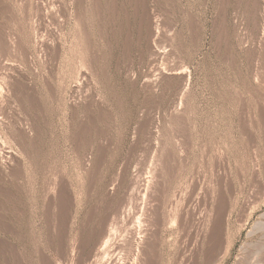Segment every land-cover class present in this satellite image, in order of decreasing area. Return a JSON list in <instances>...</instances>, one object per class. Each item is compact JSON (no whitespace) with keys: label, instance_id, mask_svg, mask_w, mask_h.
<instances>
[{"label":"rangeland","instance_id":"1","mask_svg":"<svg viewBox=\"0 0 264 264\" xmlns=\"http://www.w3.org/2000/svg\"><path fill=\"white\" fill-rule=\"evenodd\" d=\"M0 70V264H264V0H0Z\"/></svg>","mask_w":264,"mask_h":264},{"label":"bare ground","instance_id":"2","mask_svg":"<svg viewBox=\"0 0 264 264\" xmlns=\"http://www.w3.org/2000/svg\"><path fill=\"white\" fill-rule=\"evenodd\" d=\"M23 1V0H22ZM46 12V11H45ZM152 21V20H151ZM154 26H153V22L151 23V33L154 35ZM21 43V42H20ZM24 49V48H23ZM158 53V52H157ZM2 67V66H1ZM177 70V69H176ZM185 70V69H184ZM1 71V70H0ZM181 70H179V73H182L183 72V70H182V72H180ZM178 72V71H177ZM177 74V73H176ZM183 81V80H182ZM186 88V87H185ZM3 91V90H2ZM8 92V91H7ZM187 93V92H186ZM0 95H2V94H0ZM7 119V118H6ZM25 123V122H24ZM6 125V124H5ZM21 126V125H20ZM21 129V128H20ZM19 129V130H20ZM23 129H24V127H23ZM28 129V128H27ZM83 131V130H82ZM20 140V139H19ZM6 143V142H5ZM8 143V142H7ZM5 146V145H4ZM9 147V146H8ZM11 151V150H10ZM11 153V152H10ZM5 157V156H4ZM13 161V160H12ZM160 162V161H159ZM159 164V163H158ZM159 169V168H158ZM156 175V174H155ZM157 178V177H156ZM155 178V180H157ZM154 180V179H153ZM153 180H151V183H153L152 181ZM62 182V181H61ZM155 182V181H154ZM157 182L159 183V181L157 180ZM137 183V182H136ZM144 184V183H143ZM136 185V184H135ZM150 186L152 185V184H149ZM148 185V186H149ZM158 184H156V185H154V183H153V187L154 186H157ZM63 186V185H62ZM149 186V187H150ZM114 187V186H113ZM143 187V186H142ZM152 187V186H151ZM159 187V186H158ZM68 189V188H67ZM113 189V188H112ZM160 189H161V187H160ZM159 190V189H158ZM60 204H61V206H62V208H64V206L67 204H65V202L67 201H65V198H66V195H65V193H63V189L62 190H60ZM69 195V194H68ZM150 196H152V195H150ZM67 197H69L70 198V196H67ZM59 199V198H58ZM72 199V198H71ZM71 199H70V201H71ZM148 200V199H147ZM222 200H223V197H222ZM124 201V200H123ZM149 201V200H148ZM67 202H69V199H68V201ZM226 202V201H225ZM70 203V202H69ZM68 203V204H69ZM222 203V202H221ZM144 204V203H143ZM148 204V203H147ZM223 204V203H222ZM153 205V204H152ZM151 207V206H150ZM223 207V206H222ZM225 207V206H224ZM155 209V208H154ZM222 209H224V208H222ZM221 209V210H222ZM157 210V209H156ZM220 210V209H219ZM220 210V211H221ZM225 210V209H224ZM63 211V210H62ZM65 211V210H64ZM63 211V212H64ZM220 211H218L219 213H220ZM116 213V212H115ZM64 214V213H63ZM120 214V213H119ZM184 213H182V214H180L179 216H178V220H179V224H180V226L182 227V228H185V226L187 225V223H186V218L187 217H185L184 215H183ZM222 214V213H221ZM220 214V215H221ZM147 217V216H146ZM62 218V217H61ZM151 218V217H150ZM155 218V217H154ZM176 218V217H175ZM63 219V218H62ZM131 219V218H130ZM147 220V219H146ZM217 220V219H216ZM65 221H67V220H65ZM141 221V220H140ZM150 222H151V220H150ZM62 223V222H61ZM64 223V222H63ZM142 224V223H141ZM199 224V223H198ZM139 225V224H138ZM175 225V224H174ZM216 225V224H215ZM221 225V224H220ZM107 226V225H106ZM148 226V225H147ZM196 226V225H195ZM195 226H194V228H195ZM142 228V227H141ZM148 228V227H147ZM147 228H142L143 229V233H144V239H143V242L145 243L148 239H149V236L152 234L151 232V230H149V229H147ZM189 228V227H188ZM192 228V227H191ZM220 228V227H219ZM112 229V228H111ZM137 229V228H136ZM152 229V228H151ZM221 229V228H220ZM107 230V229H106ZM193 230V229H192ZM217 230H218V227L217 226H215V228H214V230H213V232H212V234H213V237L214 238H216V234H217ZM151 231V232H150ZM105 233H107V231H105ZM103 234V233H102ZM110 235V234H109ZM104 236H105V234H104ZM187 236L188 237H193L192 236V234H191V232L190 233H188L187 234ZM219 236H221V235H219ZM199 237V236H198ZM130 238V237H129ZM113 240V239H112ZM109 241V240H108ZM149 242V241H148ZM151 242V241H150ZM106 243V242H105ZM142 243V242H141ZM107 244V243H106ZM119 244V243H118ZM156 244V243H155ZM191 244V243H190ZM140 245V244H139ZM152 246V245H151ZM142 247V246H141ZM184 247V246H183ZM185 248V247H184ZM96 249H98L99 250V248H98V245H97V248ZM101 249H102V247H101ZM101 249H100V251H101ZM112 249V248H111ZM188 249V248H187ZM192 249V248H191ZM216 249V248H215ZM103 250V249H102ZM148 250V249H147ZM193 250V249H192ZM185 251V250H184ZM139 252V251H138ZM193 253H194V250L192 251ZM107 253V252H106ZM106 253H105V255H106ZM211 254H212V252H211ZM108 255V254H107ZM139 255V254H138ZM115 256V255H114ZM117 257V256H116ZM197 257V256H196ZM195 257V258H196ZM257 257V256H256ZM213 258V257H212ZM113 259H115V258H113ZM113 259H112V261H113ZM139 259V258H138ZM144 259V258H143ZM157 259V258H156ZM155 259V260H156ZM192 260H193V262H192ZM108 261V260H107ZM148 261V260H147ZM197 261V260H196ZM53 262V261H52ZM116 262V261H115ZM119 262V261H118ZM113 263H114V261H113ZM137 263V262H136ZM182 263V262H181ZM191 263H194V258H193V255L191 254H189V256L187 255V256H185V258L183 259V264H191ZM196 263V262H195Z\"/></svg>","mask_w":264,"mask_h":264}]
</instances>
